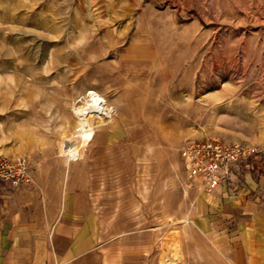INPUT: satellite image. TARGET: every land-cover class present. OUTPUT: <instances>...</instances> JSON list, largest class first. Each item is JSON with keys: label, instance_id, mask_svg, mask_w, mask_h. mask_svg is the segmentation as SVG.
Segmentation results:
<instances>
[{"label": "rangeland", "instance_id": "rangeland-1", "mask_svg": "<svg viewBox=\"0 0 264 264\" xmlns=\"http://www.w3.org/2000/svg\"><path fill=\"white\" fill-rule=\"evenodd\" d=\"M108 106L95 138L114 144L81 159L101 240L138 234L146 264H220L216 231L183 216L179 191H201L177 150L218 138L264 161V0H0V155L66 170Z\"/></svg>", "mask_w": 264, "mask_h": 264}, {"label": "crops", "instance_id": "crops-1", "mask_svg": "<svg viewBox=\"0 0 264 264\" xmlns=\"http://www.w3.org/2000/svg\"><path fill=\"white\" fill-rule=\"evenodd\" d=\"M104 114V122L96 125L80 152L60 154L68 163L66 170L37 168L31 173V182L18 189L0 184V264H146L144 240L138 234L136 240L131 237L120 245L113 239L101 240L90 206L85 186L90 175L81 159L91 145L114 144L107 134L95 138L111 119L109 106ZM257 158L243 169L244 186L239 191L224 186L210 193L198 187L201 193L179 191L192 196L194 203L188 210L184 202L183 216H200L216 231L211 250L220 264H264V161L259 163ZM173 193L169 190L164 199L169 214L176 217Z\"/></svg>", "mask_w": 264, "mask_h": 264}, {"label": "built area", "instance_id": "built-area-1", "mask_svg": "<svg viewBox=\"0 0 264 264\" xmlns=\"http://www.w3.org/2000/svg\"><path fill=\"white\" fill-rule=\"evenodd\" d=\"M177 152L186 180L207 193L221 186L233 192L241 190L243 169L263 154L257 147L218 138L185 139ZM30 180V167L24 158L0 155V184L17 189Z\"/></svg>", "mask_w": 264, "mask_h": 264}, {"label": "bare ground", "instance_id": "bare-ground-1", "mask_svg": "<svg viewBox=\"0 0 264 264\" xmlns=\"http://www.w3.org/2000/svg\"><path fill=\"white\" fill-rule=\"evenodd\" d=\"M264 132V131H263ZM263 136H264V133H263Z\"/></svg>", "mask_w": 264, "mask_h": 264}]
</instances>
